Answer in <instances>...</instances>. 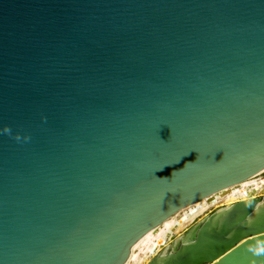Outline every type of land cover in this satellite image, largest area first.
Here are the masks:
<instances>
[{
	"label": "water",
	"instance_id": "95a60500",
	"mask_svg": "<svg viewBox=\"0 0 264 264\" xmlns=\"http://www.w3.org/2000/svg\"><path fill=\"white\" fill-rule=\"evenodd\" d=\"M262 169L264 0H0V264H124ZM260 200L148 264H264Z\"/></svg>",
	"mask_w": 264,
	"mask_h": 264
},
{
	"label": "bare ground",
	"instance_id": "6f19581e",
	"mask_svg": "<svg viewBox=\"0 0 264 264\" xmlns=\"http://www.w3.org/2000/svg\"><path fill=\"white\" fill-rule=\"evenodd\" d=\"M263 174L264 169L237 185L215 193L213 195L214 200L205 197L178 210L170 218L151 229L137 247L130 253L129 259L124 264H148L153 258H156L160 263H164L170 255L174 253L175 247L178 244H186L188 240L186 238L187 230L194 224L202 222L212 213L214 219H217L228 208H230L233 203L251 198L261 199L257 204V208L260 205H263ZM212 207L218 208L206 214V212ZM201 215H204V217L197 220ZM247 239L248 238L241 240L239 244ZM222 257L223 255L214 260V263H218Z\"/></svg>",
	"mask_w": 264,
	"mask_h": 264
},
{
	"label": "rangeland",
	"instance_id": "374dc122",
	"mask_svg": "<svg viewBox=\"0 0 264 264\" xmlns=\"http://www.w3.org/2000/svg\"><path fill=\"white\" fill-rule=\"evenodd\" d=\"M263 175H264V174H263ZM217 208H218V207H212L210 210H208V211L206 212V214H208V213L214 211V210L217 209ZM203 217H204V215H201V216L198 217L197 220H200V219L203 218ZM194 222H195V221H194Z\"/></svg>",
	"mask_w": 264,
	"mask_h": 264
}]
</instances>
